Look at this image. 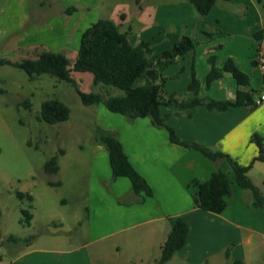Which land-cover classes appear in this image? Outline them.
<instances>
[{
    "label": "crops",
    "instance_id": "obj_1",
    "mask_svg": "<svg viewBox=\"0 0 264 264\" xmlns=\"http://www.w3.org/2000/svg\"><path fill=\"white\" fill-rule=\"evenodd\" d=\"M72 6L77 10L68 14L66 10ZM100 18L112 19L128 32L132 45L142 41L151 44L153 54L159 56L156 67L167 77L168 94L193 96L189 85L195 77L199 97L236 100L239 85L231 75L207 82L210 56L219 62L234 60L249 76L250 87L240 88L257 92L253 100L264 93V69L256 60L264 45V36H256L264 26V13L255 0H219L204 16L189 0H0V56L25 57L42 47L68 53L74 61L82 33ZM183 35L195 41V48L173 63L162 58L161 54L171 51ZM73 75L93 81L89 72ZM168 79L176 84H169ZM91 105L96 106L95 124L118 133L125 153L146 178L153 195H137L128 177L112 180L107 149L95 141L85 191H79L83 185L74 175L55 181L51 186L66 190L72 202L67 204L68 197H62L61 214L45 220L54 230L44 237L39 232L14 234L20 240L9 246L13 259H6L2 253L0 264H129L130 255L126 257L121 251L135 241L136 235L162 236L161 247L179 218L190 225V230L186 244L171 262L232 264L239 259L244 264H264V207L255 206L253 192L237 183L227 160L218 163L230 181L227 206L221 213L203 210L195 203L198 187L193 181L209 179L216 169L213 161L197 150L173 143L169 131L153 125L149 117L129 120L102 103ZM191 110L189 116L187 110L166 105L161 115L181 139L222 151L242 165L252 162L258 153L253 135L259 134L264 140V102L222 111L209 110L205 105ZM63 150L62 154L58 151L59 172L67 173L60 164V155L67 156ZM248 174L264 195V161L254 163ZM35 217L33 214L29 227ZM133 256L134 264H138L136 252Z\"/></svg>",
    "mask_w": 264,
    "mask_h": 264
},
{
    "label": "trees",
    "instance_id": "obj_2",
    "mask_svg": "<svg viewBox=\"0 0 264 264\" xmlns=\"http://www.w3.org/2000/svg\"><path fill=\"white\" fill-rule=\"evenodd\" d=\"M189 1L204 16L211 11L219 0ZM76 10L77 7L72 6L67 8L66 12L71 14ZM256 36L259 39L264 36V26L256 33ZM195 46L196 43L190 36L183 35L174 44L173 49L163 52L161 57L173 63L177 61L178 56L189 53ZM31 54V56L20 60L0 56V67L9 65L24 70L30 80H36L43 74H49L72 85L85 105L102 103L111 112L122 114L129 120L149 117L153 125L159 128L164 127L169 131L173 143L197 150L213 161L216 164V169L211 177L205 181H193V184L198 187L195 203L199 208L221 213L227 206L226 198L231 193L230 181L227 173L218 167L221 160L229 162L235 171L237 183L253 192L255 206L264 207V195L248 174L254 163L264 161V140L259 134L252 137V141L258 147L257 155L249 165H242L222 151L213 150L199 142L181 139L176 130L167 123V117L161 115V108L166 105H175L180 110H187L190 116L192 114L191 109L203 105L209 110L222 111L231 106L252 103L254 101L253 95L257 92L254 89H250V91L241 89L242 87H250L249 76L236 65L233 59L219 62L214 56L208 58L210 65L207 75L208 83L229 74L236 79L239 85L236 100L224 101L199 97V85L195 77L189 85V91L193 93V96L181 98L178 94H168L165 89L167 77L156 67L159 56L153 54L151 44L142 41L137 45H132L128 39V32L122 31L117 23L108 18L98 19L82 33L80 48L74 61L67 57L64 52L52 51L42 47L33 49ZM74 72L91 73L93 84L100 86L101 89L99 91H84L73 75ZM143 75H145L144 81L136 85L138 79ZM112 90L118 92L113 93ZM4 92L5 90L0 88V93ZM17 105L31 109V101L28 99ZM70 114V106L60 99H46L41 104L40 117L47 123L54 124L67 121ZM94 131L95 141L103 144L109 154L112 180H116L118 177H128L132 183V190L137 195L145 193L147 196H152L151 186L129 160L118 133L105 130L98 125L94 127ZM62 153L64 150L61 148L59 154ZM59 154L57 153L46 160L44 165L46 173L56 174L59 172ZM48 183L56 185L57 182L49 181ZM16 194L21 200L28 199L30 201L29 207L22 209L23 222L30 225L33 218L31 209L34 196L30 192L24 191H17ZM189 230L190 225L184 219L179 218L162 244L161 256L154 264H166L170 261L177 251L186 244ZM9 239L16 242L20 240L15 235H10ZM231 249L232 245L227 247V256H229ZM232 264H244V261L237 259Z\"/></svg>",
    "mask_w": 264,
    "mask_h": 264
},
{
    "label": "rangeland",
    "instance_id": "obj_3",
    "mask_svg": "<svg viewBox=\"0 0 264 264\" xmlns=\"http://www.w3.org/2000/svg\"><path fill=\"white\" fill-rule=\"evenodd\" d=\"M255 2L264 13V0ZM70 53L72 55L73 52ZM25 57L20 55L10 59L20 60ZM78 76L80 87L84 91L101 89L85 76ZM143 81L142 76L136 85ZM169 84L176 83L169 80ZM0 88L5 90L0 93V254L4 253L6 259L12 260L9 246L13 244L9 239L10 235L26 236L34 232L43 233L40 234L43 237L48 235V231H53L54 228L45 225V220L61 214V198L68 197L67 204L72 202L66 190L53 188L48 184L49 181L67 179L74 175L83 185L79 191H85L89 180L92 145L95 142L96 106L85 105L75 88L65 81L49 74L30 80L24 70L9 65L0 67ZM55 97L70 106L71 114L67 121L50 124L40 117L41 104L44 100ZM27 99L31 101V109L17 105ZM61 148L67 151L66 157L62 158L60 155V164L67 173H46V160ZM17 191L30 192L34 196L31 212L35 214L36 221L32 227L23 222L22 213L23 208L29 207L30 201L17 197ZM161 240L162 236L155 234L145 237L136 235L135 241L124 247L121 253L126 257L130 255L132 262L129 264H134V252L138 264H147L150 259L160 258ZM139 254L140 258L137 257ZM170 264L178 263L173 260Z\"/></svg>",
    "mask_w": 264,
    "mask_h": 264
},
{
    "label": "built area",
    "instance_id": "obj_4",
    "mask_svg": "<svg viewBox=\"0 0 264 264\" xmlns=\"http://www.w3.org/2000/svg\"><path fill=\"white\" fill-rule=\"evenodd\" d=\"M257 64L264 69V45L260 47L258 53H257ZM264 102V93L261 94L257 99L254 100L255 104H260Z\"/></svg>",
    "mask_w": 264,
    "mask_h": 264
}]
</instances>
